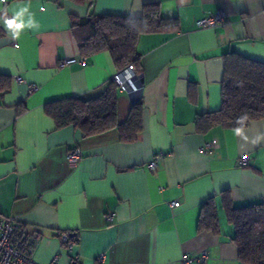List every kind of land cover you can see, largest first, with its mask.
<instances>
[{
    "label": "crops",
    "instance_id": "0c3cea01",
    "mask_svg": "<svg viewBox=\"0 0 264 264\" xmlns=\"http://www.w3.org/2000/svg\"><path fill=\"white\" fill-rule=\"evenodd\" d=\"M147 3L176 18L178 28L138 38L143 84L137 96L144 111L136 140L120 141L116 129L89 136L72 126L56 129L44 112L47 102L96 97L120 70L106 50L81 57L72 18L140 17ZM25 7L23 20L34 26L18 38L0 19V74L9 78L0 94V217L12 215L37 234L32 260L99 264L102 254V264H182L185 253L206 251L203 264H241L222 192L236 206L264 203V116L205 133L196 130L195 118L220 107L225 53L264 62V0H4L0 17ZM217 11L226 13L223 25L197 26ZM67 58L75 61L61 65ZM129 93L117 90L119 122L133 103ZM208 141L214 150L201 152ZM73 147L81 151L75 166L67 161ZM210 197L219 233L197 229L200 206ZM64 231L76 241L72 251L61 246Z\"/></svg>",
    "mask_w": 264,
    "mask_h": 264
},
{
    "label": "trees",
    "instance_id": "16d2710c",
    "mask_svg": "<svg viewBox=\"0 0 264 264\" xmlns=\"http://www.w3.org/2000/svg\"><path fill=\"white\" fill-rule=\"evenodd\" d=\"M71 1L84 5L91 0ZM177 28V19L162 17L156 3L145 4L140 17L91 12L83 17H73L70 25L81 57L106 50L118 68L131 65L137 75L141 72L140 55L136 51L139 36L154 32H174ZM8 86V76L0 74V94ZM192 89L191 84L189 91ZM143 111V103L137 98L131 104L126 119L119 122L117 88L112 81L96 97L82 99L70 96L49 101L44 105V112L53 120L56 129L72 126L82 136L116 129L122 142L136 140L143 126ZM263 116L264 62L234 51L225 53L220 107L197 115L196 130L205 133L215 126L243 128ZM222 205L227 221L233 227L231 241L237 248L241 264H264V203L253 202L236 206L229 194L222 192ZM197 229L219 233L214 197L202 202ZM69 236L74 239L70 234Z\"/></svg>",
    "mask_w": 264,
    "mask_h": 264
},
{
    "label": "built area",
    "instance_id": "2783aa9c",
    "mask_svg": "<svg viewBox=\"0 0 264 264\" xmlns=\"http://www.w3.org/2000/svg\"><path fill=\"white\" fill-rule=\"evenodd\" d=\"M226 21V13L224 11H217L216 13L200 18L196 21V24L200 28H216L223 25ZM75 59L67 58L61 62V65H66L74 62ZM16 81H22L21 77H16ZM111 81L116 85L118 91L132 92L137 89V74L135 69L128 65L111 76ZM35 85H32L30 90H34ZM203 153L211 152L214 150V144L211 141L205 142L203 146L199 148ZM163 154H159L148 164L149 168H154L156 165V158L162 157ZM81 159V151L78 147H73L67 153V161L71 166H75ZM246 155H242L239 159V165L246 164ZM178 201H172L169 204L171 206H177ZM106 220L111 223L113 221V214L107 213ZM59 241L62 247L72 251L76 245L75 239H71L69 232L64 231L59 233ZM37 238V234L28 231L21 223H19L16 217L9 215L0 217V264H37L31 258V250L33 248L34 241ZM75 261L77 255H74ZM208 258L206 251H201L197 255H189L185 253L181 257L182 264H203ZM104 256L98 255L97 262L102 264ZM49 264H56L55 257Z\"/></svg>",
    "mask_w": 264,
    "mask_h": 264
},
{
    "label": "clouds",
    "instance_id": "9594fccd",
    "mask_svg": "<svg viewBox=\"0 0 264 264\" xmlns=\"http://www.w3.org/2000/svg\"><path fill=\"white\" fill-rule=\"evenodd\" d=\"M4 0H0V3H3ZM28 12V9L22 8L20 11L16 12L12 18H8L6 15L4 17H0V19H3L4 25L7 30H9L14 38H18L20 35V32L25 27H33L34 22L31 18L27 21V24H25L23 17L25 13Z\"/></svg>",
    "mask_w": 264,
    "mask_h": 264
},
{
    "label": "water",
    "instance_id": "95a60500",
    "mask_svg": "<svg viewBox=\"0 0 264 264\" xmlns=\"http://www.w3.org/2000/svg\"><path fill=\"white\" fill-rule=\"evenodd\" d=\"M142 84H143V77L141 75H137V84H136L137 89L129 93L132 96L133 101L138 98L137 93H139Z\"/></svg>",
    "mask_w": 264,
    "mask_h": 264
}]
</instances>
